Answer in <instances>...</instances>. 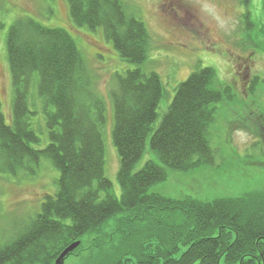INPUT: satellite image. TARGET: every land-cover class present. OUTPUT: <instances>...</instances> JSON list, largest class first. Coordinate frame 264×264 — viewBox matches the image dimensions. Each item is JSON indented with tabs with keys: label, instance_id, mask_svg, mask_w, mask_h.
I'll return each mask as SVG.
<instances>
[{
	"label": "trees",
	"instance_id": "16d2710c",
	"mask_svg": "<svg viewBox=\"0 0 264 264\" xmlns=\"http://www.w3.org/2000/svg\"><path fill=\"white\" fill-rule=\"evenodd\" d=\"M242 2L248 7L251 0ZM67 3L76 26L101 28L121 58L136 65L118 76L113 94L122 195L114 194L105 173V108L99 99L94 108L84 101L86 61L76 40L64 28L16 19L7 36L10 123L0 102V173L35 175L46 159L59 178L41 210L0 244V264H54L77 241L81 245L71 255L86 252L84 264H264V190L212 200L150 191L167 180L169 169L216 163L210 141L214 105L232 97L231 86L218 82L214 68L197 66L177 86L155 129L166 89L157 72L141 67L151 43L146 23L123 0ZM243 22L252 29L249 12ZM38 129L48 135L42 147ZM148 138L160 163L150 160L134 172Z\"/></svg>",
	"mask_w": 264,
	"mask_h": 264
},
{
	"label": "rangeland",
	"instance_id": "374dc122",
	"mask_svg": "<svg viewBox=\"0 0 264 264\" xmlns=\"http://www.w3.org/2000/svg\"><path fill=\"white\" fill-rule=\"evenodd\" d=\"M127 11L139 16L151 36L150 51L141 66L157 72L165 85L154 125L156 129L167 112L177 86L201 65L217 71L218 82L231 86V98L215 104V121L210 141L217 150L216 163L190 171L169 169L166 181L151 192L181 199L194 196L203 200L239 197L264 190V0H123ZM253 22L246 30L243 15ZM21 17L66 29L76 40L86 61L84 101L94 108L99 99L105 108L103 126L105 173L120 198L118 181L120 157L113 142L115 109L113 94L118 76L136 65L121 58L101 28L76 26L67 0H0V102L7 122L13 113L14 90L8 59L7 36L11 25ZM255 43V44H254ZM36 101V102H35ZM37 103V96L34 99ZM32 109L34 108L31 106ZM42 114L35 115L37 123ZM41 144L48 142L46 130L38 129ZM160 160L151 149L134 168L141 170L150 161ZM59 171L46 159L35 175L0 173V244L11 239L40 210L47 195L57 189ZM71 255L65 264H84L87 253Z\"/></svg>",
	"mask_w": 264,
	"mask_h": 264
},
{
	"label": "water",
	"instance_id": "95a60500",
	"mask_svg": "<svg viewBox=\"0 0 264 264\" xmlns=\"http://www.w3.org/2000/svg\"><path fill=\"white\" fill-rule=\"evenodd\" d=\"M80 245H81V241H77L72 245H70L62 252V254L59 256V258L56 260L54 264H65L66 258L69 257L71 254H73Z\"/></svg>",
	"mask_w": 264,
	"mask_h": 264
}]
</instances>
